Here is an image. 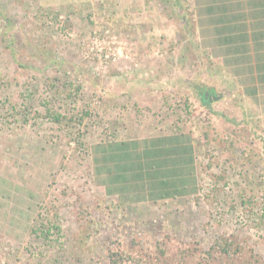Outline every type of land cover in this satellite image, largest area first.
Masks as SVG:
<instances>
[{
  "label": "rangeland",
  "instance_id": "374dc122",
  "mask_svg": "<svg viewBox=\"0 0 264 264\" xmlns=\"http://www.w3.org/2000/svg\"><path fill=\"white\" fill-rule=\"evenodd\" d=\"M178 1L0 0V264H264V97L216 92ZM178 132L195 191L103 192L99 145Z\"/></svg>",
  "mask_w": 264,
  "mask_h": 264
},
{
  "label": "crops",
  "instance_id": "0c3cea01",
  "mask_svg": "<svg viewBox=\"0 0 264 264\" xmlns=\"http://www.w3.org/2000/svg\"><path fill=\"white\" fill-rule=\"evenodd\" d=\"M178 2L189 6L188 11L182 10V14L191 19L195 42L209 54L213 63L211 86L215 87L216 92L223 90L221 86H232L235 92L241 94V98L255 101L260 99V94L264 97V0ZM216 86H220V89ZM159 137H165L166 144H153ZM143 139L148 140V151L154 150L145 158L141 153L138 158L119 150V142L116 141L108 142L106 146L99 145V186L106 195L125 203L154 201L149 196V190L139 193L129 190L137 183H141V189L148 185L151 190L149 184L152 180L148 173L161 174L157 179L159 181L163 179L165 171L176 168L179 177L180 167L184 170L186 144H189L185 132L153 134L139 141ZM166 149L172 153L165 155ZM130 164L133 165L131 171ZM136 173L141 174L139 180L132 177Z\"/></svg>",
  "mask_w": 264,
  "mask_h": 264
},
{
  "label": "trees",
  "instance_id": "16d2710c",
  "mask_svg": "<svg viewBox=\"0 0 264 264\" xmlns=\"http://www.w3.org/2000/svg\"><path fill=\"white\" fill-rule=\"evenodd\" d=\"M203 102H207L206 98H203ZM187 140L189 144H186V151H185V166H184V177L181 176L179 172V177H177V171L176 168H173L169 171H165L163 175L162 180H157L161 174L159 173H148V177L152 180V182L149 184L152 190H149L150 195L154 200L159 199H165V198H175L179 196L187 195L189 192L195 191L194 188H188L189 182L193 181L194 178L191 176L193 172V154H192V146L189 142L190 136L186 134ZM150 142V141H149ZM153 144H156L157 142L160 144H166V138L165 137H159L156 138L155 141H153ZM142 146L141 152H137L136 150L140 145ZM148 140H132L131 142L128 141H122L118 143L119 150L124 148V152H127L131 156H138V158L141 157L140 153L143 154V157L145 158L146 155L154 153V150L147 149ZM151 144V143H150ZM150 146V145H149ZM144 148V149H143ZM136 151V152H135ZM169 152V153H168ZM171 150L167 149L165 150V155H170ZM174 154V153H173ZM176 155V154H175ZM176 160V157H173ZM164 161H167L166 159ZM171 163V160H169ZM166 166V165H165ZM140 166L138 165V168ZM129 170H133V165L130 164ZM98 171V169H97ZM132 177L134 179H138L141 177L140 173L133 174ZM169 177L170 179H168ZM137 180V181H138ZM159 189V190H158Z\"/></svg>",
  "mask_w": 264,
  "mask_h": 264
}]
</instances>
